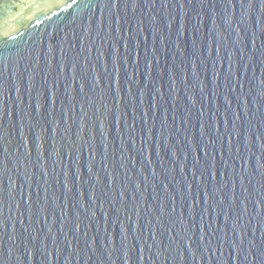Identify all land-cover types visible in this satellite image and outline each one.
<instances>
[{"label":"water","instance_id":"1","mask_svg":"<svg viewBox=\"0 0 264 264\" xmlns=\"http://www.w3.org/2000/svg\"><path fill=\"white\" fill-rule=\"evenodd\" d=\"M0 264H264V0H0Z\"/></svg>","mask_w":264,"mask_h":264}]
</instances>
